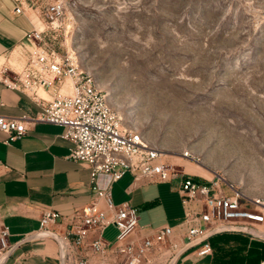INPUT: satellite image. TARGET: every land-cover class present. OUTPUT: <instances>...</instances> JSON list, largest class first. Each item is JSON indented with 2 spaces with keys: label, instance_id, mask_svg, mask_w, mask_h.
<instances>
[{
  "label": "rangeland",
  "instance_id": "374dc122",
  "mask_svg": "<svg viewBox=\"0 0 264 264\" xmlns=\"http://www.w3.org/2000/svg\"><path fill=\"white\" fill-rule=\"evenodd\" d=\"M19 2L171 165L264 200V0ZM56 3L63 13L51 18Z\"/></svg>",
  "mask_w": 264,
  "mask_h": 264
},
{
  "label": "built area",
  "instance_id": "2783aa9c",
  "mask_svg": "<svg viewBox=\"0 0 264 264\" xmlns=\"http://www.w3.org/2000/svg\"><path fill=\"white\" fill-rule=\"evenodd\" d=\"M63 9L61 3L53 4L48 15L57 18ZM14 11L24 13V5L19 2ZM11 56L15 60L6 58L0 64V82L25 92L38 110L19 117L0 114V131L7 134L5 143L21 138L28 122L61 125L65 129L62 137L74 143L69 157L91 170L88 202L70 214L47 206L40 216L41 231L61 236L64 264H169L185 247L198 241L180 253L176 264L189 250L197 259L212 255L210 238L222 232H241L264 241L234 230L252 227L264 232V200L219 178L203 182L176 169L141 130L123 123L94 74L81 68L73 55H60L45 41L43 30L34 27L28 31ZM184 156L196 160L189 151ZM127 173L135 180L179 179L182 220L175 226L163 224L148 230L140 224L136 206L115 203L113 185ZM60 225L63 229L59 230ZM111 225L118 231L113 241L104 237ZM214 230L217 233L207 237ZM9 236V228L1 224L0 257L14 245ZM59 259L61 264L60 252Z\"/></svg>",
  "mask_w": 264,
  "mask_h": 264
},
{
  "label": "crops",
  "instance_id": "0c3cea01",
  "mask_svg": "<svg viewBox=\"0 0 264 264\" xmlns=\"http://www.w3.org/2000/svg\"><path fill=\"white\" fill-rule=\"evenodd\" d=\"M18 0H0V64L11 60L34 22L24 13H15ZM15 50V51H13ZM11 57V58H10ZM0 114L19 117L34 114L38 107L23 91L0 82ZM64 127L49 122H28L27 132L11 144L0 131V225L9 228L15 244L40 234L16 248L5 264H60L57 240L40 230L44 207L70 214L90 200V168L69 157L74 143L62 137ZM196 173H203L196 168ZM167 181L135 180L125 174L113 185L115 203L129 202L139 211V222L151 230L163 224L177 225L184 210L177 190ZM59 230L63 226H58ZM114 226H109L108 228ZM116 229V228H115ZM213 254L197 259L187 251L176 264H262L264 241L241 232H222L210 238Z\"/></svg>",
  "mask_w": 264,
  "mask_h": 264
},
{
  "label": "water",
  "instance_id": "95a60500",
  "mask_svg": "<svg viewBox=\"0 0 264 264\" xmlns=\"http://www.w3.org/2000/svg\"><path fill=\"white\" fill-rule=\"evenodd\" d=\"M231 228L225 229V230H230ZM234 230H242L248 234H251L253 236H256L262 240H264V232L257 230L255 228L252 227H243L241 229H234ZM43 233L48 234L52 237H54L58 244H59V252H60V256H61V264H64V250H63V240L61 238V236H59L57 233L55 232H50V231H43ZM217 233V230L212 231L211 233H209V235H207V237L212 236L213 234ZM40 234L36 233V234H32L30 236H27L25 238H23L22 240H20L19 242L15 243L2 257H0V264H5L7 262V260L9 259V257L11 256V254L14 252V250L16 248H18L22 243H24L25 241H29V240H33L35 239L37 236H39ZM198 242V241H197ZM197 242L191 243L189 244L187 247H185L181 252H179L172 260L169 264H174L176 258L180 255V253H182L183 251H185L186 249H188L189 247L195 245Z\"/></svg>",
  "mask_w": 264,
  "mask_h": 264
},
{
  "label": "bare ground",
  "instance_id": "6f19581e",
  "mask_svg": "<svg viewBox=\"0 0 264 264\" xmlns=\"http://www.w3.org/2000/svg\"><path fill=\"white\" fill-rule=\"evenodd\" d=\"M33 21L38 25V24H40L41 25V20H40V18L39 17H35V18H33ZM70 83H71V80L70 79H68L67 80V85L69 84L70 85ZM42 92V94H45V92H43V91H41ZM194 160V159H193ZM196 161H198L197 159H196Z\"/></svg>",
  "mask_w": 264,
  "mask_h": 264
}]
</instances>
